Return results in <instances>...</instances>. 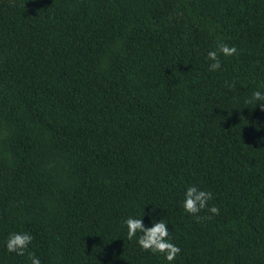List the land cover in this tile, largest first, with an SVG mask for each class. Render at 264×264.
Here are the masks:
<instances>
[{
    "label": "trees",
    "instance_id": "trees-1",
    "mask_svg": "<svg viewBox=\"0 0 264 264\" xmlns=\"http://www.w3.org/2000/svg\"><path fill=\"white\" fill-rule=\"evenodd\" d=\"M261 82L264 0H0V264H167L121 228L143 209L174 264H264ZM190 184L218 215L183 211Z\"/></svg>",
    "mask_w": 264,
    "mask_h": 264
},
{
    "label": "clouds",
    "instance_id": "clouds-1",
    "mask_svg": "<svg viewBox=\"0 0 264 264\" xmlns=\"http://www.w3.org/2000/svg\"><path fill=\"white\" fill-rule=\"evenodd\" d=\"M237 53L235 46H228L223 41H218L214 49L209 50L205 57L210 71L215 72L221 69L220 57H232ZM229 87H234L229 84ZM245 104H255L264 110V82L258 83L257 87L251 90L250 94L244 99ZM264 143V137L258 141ZM211 191L198 188L194 184L187 185L184 189L183 199L180 206L185 213L197 214L203 209H207L212 215L219 214V208L209 201L212 200ZM155 209L147 212L143 209L142 216L128 215L121 221V228L124 230L128 241H134L141 251H147L153 255L159 254L167 264H174L176 257L180 254L181 248L173 242L165 219L157 220L153 215ZM149 217L150 226L144 223V217ZM34 237L31 232L18 231L9 233L4 242V248L8 253L24 255L28 252L29 245L32 244ZM30 264H42L41 259L32 252H28Z\"/></svg>",
    "mask_w": 264,
    "mask_h": 264
}]
</instances>
